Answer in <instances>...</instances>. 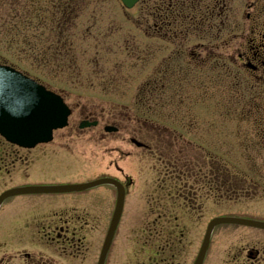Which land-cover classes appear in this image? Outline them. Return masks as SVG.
Listing matches in <instances>:
<instances>
[{
  "label": "flooded vegetation",
  "instance_id": "1",
  "mask_svg": "<svg viewBox=\"0 0 264 264\" xmlns=\"http://www.w3.org/2000/svg\"><path fill=\"white\" fill-rule=\"evenodd\" d=\"M233 1L141 0L145 12L147 7H155L158 12L155 18L144 15L140 23V35L144 39L141 60L147 65L151 61L149 56L154 59L160 57L156 72L161 87H189L191 84L206 87L203 97L212 98L214 92L220 94L222 102L228 93L229 113L235 119L253 121L256 138L264 142V16L249 15L251 31L247 34L241 32L239 40L242 47H239L237 56L230 57L225 50L219 51L221 58L213 65L209 64L210 59L202 66L195 63L192 54L183 46L195 37L210 39L211 32L221 35L226 27V19L221 22V17L224 18L222 11H226ZM244 1L250 8L264 6V0ZM170 12L175 16L169 17L167 14ZM216 22L222 23L223 27L214 25ZM217 27L219 30H214ZM152 39L154 42L148 45ZM167 43L173 46L168 55L163 46ZM227 77L233 79L227 80ZM189 101L194 104L193 98ZM79 109L74 108L75 111ZM79 114L84 119L78 122L77 128L71 129L74 124L71 118L67 128L54 132L50 143L34 149H22L30 153L46 146L43 153H33L32 158L15 153L13 156L18 158L10 160V167L5 168H12L6 173L15 178L34 180L16 186H57L100 178L117 180L125 192V206L104 264H110L116 236L134 187L140 190L145 205L139 212L140 223L137 221L132 227L125 264H182L189 257L190 247L194 245L193 236L200 229L202 217L210 213L212 192L219 193L220 200H224L227 189L237 194L253 189H245L244 183L255 185L252 178L250 181L247 177L238 179L236 174L228 172L226 161L211 159L208 135L204 145L198 147L191 138L195 133L193 127L186 126L190 137L185 139L182 132L150 122L131 109L107 112L105 108L100 111L84 108ZM158 117L163 116L159 113ZM219 117L228 118L226 113H220ZM84 121L89 126L82 128L80 124ZM60 132L66 133L63 136L68 135V141L61 140L57 150L47 147L57 140ZM85 146L91 155V149L98 156L99 150L110 149L119 157L143 162L144 167L146 163L155 162L156 175L100 173L94 177V167H83L81 156ZM68 147L73 150L67 151ZM111 163L118 167L116 159ZM109 188L115 199L111 204L109 221L103 227L105 202L98 190ZM119 188L114 184H102L82 192L23 194L11 198L16 201L9 208L12 212L0 213L7 214L0 220V264H98L115 212ZM100 229L104 235L100 248L96 250L100 243L96 245ZM254 243L244 252V257L241 252L233 256L231 260L237 262L231 261L230 264H264V237ZM194 261L195 256L190 263L194 264Z\"/></svg>",
  "mask_w": 264,
  "mask_h": 264
},
{
  "label": "rangeland",
  "instance_id": "2",
  "mask_svg": "<svg viewBox=\"0 0 264 264\" xmlns=\"http://www.w3.org/2000/svg\"><path fill=\"white\" fill-rule=\"evenodd\" d=\"M143 9L144 7L137 5L128 10L123 6L121 0H104V4L98 9L96 6L94 8L88 6L87 9L81 12V18L76 20L74 30L71 31L74 35L75 48L70 53H74L75 60L66 63L64 66L63 62L56 64L53 61L44 66H39L32 56L24 54L27 52L25 48L22 46L9 48L1 40L0 62L8 64L18 63L20 66L17 67L20 69L30 70L31 76L40 77L42 82L52 86L56 91L64 93L73 107H80L72 117L74 124L71 129H73L72 127L77 128L78 122L84 119L79 114L84 108L92 111H100L105 108L107 112L128 108L137 113L138 110L141 111L144 108L146 109V106L153 105L152 101L144 99L145 92L142 94L143 85L152 79L155 75L156 67L160 64V57L154 59L153 56H149L151 61L146 65L148 67L143 68L142 65L138 66L134 62L138 60L136 59L138 56L136 53H138V48L143 47L144 42L138 27L143 20V16L148 15L151 8L147 7V12ZM96 12L98 14H94ZM222 13L224 18L221 17V22L226 19V27L222 29L221 35L211 32L210 39H189L183 45L184 49L192 54L195 63L200 66L209 61V59V64L213 65L221 58L219 51L222 50H225L227 56H237V51L242 47L239 40L241 32L247 34L251 31L248 16H264V6L250 8L244 0H234L227 6L226 11H222ZM221 24L218 22L214 23L216 26ZM262 24H264V21H262ZM111 28H115V30H112V34L107 32V29ZM214 30L217 31L219 28L217 27ZM52 36L50 35V37ZM152 42H154V39L149 40L148 45ZM163 46L167 55L172 52L173 46L171 44L167 43ZM125 47L134 49L130 52H125ZM115 50L116 52H114ZM99 70H102L103 73L100 77L95 75V72ZM196 71L197 69H195ZM230 79L233 78L227 77V80ZM106 82L110 84L109 91H105L100 87ZM205 88L192 86V84L189 87L174 85L168 91L159 85L158 98L165 103V108L162 110L160 108L161 104H159L156 106V110H159L160 115L167 120H158L155 123L183 131L186 139L190 137L186 133V126L193 127L195 133L191 138H193L198 147L204 145L205 137L208 135L211 159L226 161L228 172L236 174L238 179L247 177L248 181H250V178H252L255 185L250 186V184L244 183L245 189L250 187L253 189L249 192L237 194L228 192L233 190L227 189L224 200H220L219 193L212 192L209 202L210 213L202 217L203 222L200 229L196 230L193 236L194 245L190 247L189 257L183 260L182 264H191L192 258L197 255L201 247L206 228L213 218L245 216L264 220V195L262 193L264 192V142L257 139L256 130L252 125L253 121L235 119L229 113L231 110L229 109L230 105L228 106L230 101L228 93H225L226 98H224L223 102L219 99L220 94H215L214 92L212 98L208 99L205 96L203 97ZM204 93L206 94L205 90ZM192 98L194 104L189 101ZM156 102L158 103V99H153L155 105ZM220 113H226L228 118L221 119L219 117ZM168 119L171 122H167L169 121ZM103 127L101 126V128ZM63 133L65 132H60L57 140L47 147L57 150L61 140L68 141V135L63 136ZM0 140L3 141L2 143L0 142V163L2 164L0 173L3 172L0 179V194L21 182H34V180H28L25 177H13L12 174L6 173L7 170L11 171L12 168L5 167H10V160L18 158L15 155L13 156V154L18 153L20 156L26 155L32 158L33 153L37 154L40 152L39 155L43 153V148L46 146L29 153L7 143L1 137ZM68 148L69 150L67 151L71 152L73 150L70 147ZM87 148L88 146L83 148L84 152L81 156L84 162L83 167H94V177L100 173L119 176L126 175V173L133 176L156 175L155 162L146 163V167H144L143 162L139 163L135 159L119 157L117 154H112L110 149L109 151L107 149L99 150L98 156L93 149H91V155L86 151ZM22 158L25 159V157ZM112 159H116L118 167L111 163ZM5 161L7 162L4 164ZM136 188L134 187L130 192L127 202L128 206L123 224L116 236L110 264H125V252L128 251L127 247L129 246L132 227L137 221L140 223L139 212L145 205V201L141 197L140 190ZM98 192L102 195L101 197H104L103 202H105V214L102 221V226L104 227L109 221L113 200L115 199L113 197L114 192L110 188L98 190ZM19 201L24 200L20 199ZM15 202V199L8 200L0 213L4 214L6 212L10 214L12 211L9 208ZM220 204H223V206H220ZM7 214L0 215V220H3ZM97 235L98 241H96V245L99 241L100 243L96 250L100 248L102 243L104 235L102 229ZM263 237L264 230L262 229L241 225H218L214 230L205 264H230L231 261L237 262L231 260V258L239 255L240 252L244 257V252L251 247L255 240L258 238L263 239ZM243 259L246 261V258Z\"/></svg>",
  "mask_w": 264,
  "mask_h": 264
},
{
  "label": "water",
  "instance_id": "3",
  "mask_svg": "<svg viewBox=\"0 0 264 264\" xmlns=\"http://www.w3.org/2000/svg\"><path fill=\"white\" fill-rule=\"evenodd\" d=\"M125 6L133 8L139 0H122ZM8 68H0V130L12 142L24 147H33L36 143L51 139L52 131L64 127L67 124L69 111L62 102L45 93V91L25 81L19 75L9 71ZM111 180H101L91 184L78 186L75 190H84L101 183H110ZM52 187H24L8 191L0 199V203L6 198L24 193H39L53 191ZM120 197L122 198L121 194ZM121 208L118 210L116 220L106 242L101 263L112 242L116 226L121 216ZM241 224L251 227L263 228L264 222L238 217L215 218L209 225L203 247L195 264H203L208 252L213 230L220 224Z\"/></svg>",
  "mask_w": 264,
  "mask_h": 264
},
{
  "label": "trees",
  "instance_id": "4",
  "mask_svg": "<svg viewBox=\"0 0 264 264\" xmlns=\"http://www.w3.org/2000/svg\"><path fill=\"white\" fill-rule=\"evenodd\" d=\"M1 4V41L9 48L22 46L27 52L21 53L32 56L40 66L52 61L64 66L75 60L70 53L75 48L74 23L89 5L98 9L104 0H0ZM146 91L144 98L152 101L155 110L158 89L152 85Z\"/></svg>",
  "mask_w": 264,
  "mask_h": 264
}]
</instances>
